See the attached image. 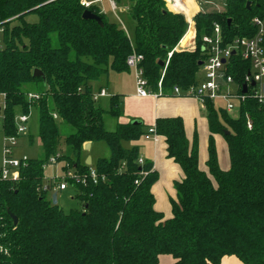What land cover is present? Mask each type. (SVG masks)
<instances>
[{"label": "trees", "instance_id": "obj_1", "mask_svg": "<svg viewBox=\"0 0 264 264\" xmlns=\"http://www.w3.org/2000/svg\"><path fill=\"white\" fill-rule=\"evenodd\" d=\"M82 1L0 0L2 132L16 136L17 116L35 109L43 153L41 159H27L16 181L0 180V264H158L163 255L173 264H221L224 257L264 264V102L256 87L245 82L251 76L249 61L236 53L224 65L243 98L235 105L236 116L205 103L207 173L198 168L197 136L189 145L182 119L155 121L152 128L164 139L167 159L183 173L173 185L168 220L154 210L151 188L157 172L150 163L138 164L136 147L122 146L139 141L149 129L132 121L106 131L103 117L121 116L120 96H110L107 111L93 100L94 83L109 73L128 72L125 62L132 53L142 57L149 91L157 92L159 82L163 97L174 87L185 91L200 77L202 38L212 37L214 25L223 48L253 38L252 20L264 18V0H225L221 11L194 12L188 32L184 15L170 12L164 0H129L132 38L108 21L97 4L85 8ZM85 11L99 17L102 26L84 20ZM30 17L36 20L29 22ZM193 23L194 49L175 51L186 32L180 47L192 39ZM34 71L42 78H34ZM59 125L73 130L63 139L69 154L57 158L65 162L63 173L73 174L65 181L79 208L68 213L48 197L60 183L45 185L44 178L45 166L58 154ZM214 135L226 143L228 171L219 169ZM85 144H103L109 156L87 166ZM9 215L17 219L15 226Z\"/></svg>", "mask_w": 264, "mask_h": 264}, {"label": "crops", "instance_id": "obj_2", "mask_svg": "<svg viewBox=\"0 0 264 264\" xmlns=\"http://www.w3.org/2000/svg\"><path fill=\"white\" fill-rule=\"evenodd\" d=\"M86 1L93 2L95 0ZM195 1L196 0H194V4L197 8ZM198 9L199 8H197V11ZM117 20H120V22L125 28V25L121 21V19L117 17ZM189 29L190 26L188 27L187 32ZM192 33V39L190 40L188 45L184 48L180 47V43L185 37V34L177 45V47L175 48V51L194 49V23L192 26ZM131 73L134 81V73L129 70L128 72L119 75L110 73L105 78V80H103L97 85H94L95 93L98 92L99 89H101L104 90L107 94V91L110 88L112 95L120 96L121 116L119 117V119L115 120V126L117 123L128 124L132 121H140L144 126L150 129L154 126V123L157 119L181 118L183 121L185 137L189 145L192 144L194 134H196L197 136L198 168L200 171L207 173L206 161L209 132L205 117V109L201 106L198 101L191 98H181L172 96L160 97L156 100L152 98H139L136 96L135 93V81L134 85H132L131 88L126 87L125 78ZM201 76L202 72H200L199 78H201ZM101 99L103 98L98 99V104ZM213 138L219 169L221 171H228L230 165L226 143L221 135H214ZM132 147H136L138 150L139 158H141L144 163L152 164L153 170L157 172L158 180L151 188V193L153 194L155 199L154 210L161 213L164 217V220L170 219L171 210L169 200L175 199V191L173 188L174 183L180 182L183 179V173L181 169L172 160L167 159L166 145L162 137H158L156 141L146 140L143 137L139 141L132 142L130 148ZM96 150L97 147L92 148L90 145V149L88 151L90 152V154L87 155V157H90L91 160L96 159L98 156H93ZM173 262L174 261L170 256L163 255L159 257L158 264H173ZM225 262L226 264H242L235 257H224L221 260V264H225Z\"/></svg>", "mask_w": 264, "mask_h": 264}, {"label": "built area", "instance_id": "obj_3", "mask_svg": "<svg viewBox=\"0 0 264 264\" xmlns=\"http://www.w3.org/2000/svg\"><path fill=\"white\" fill-rule=\"evenodd\" d=\"M166 7L170 10L168 2L166 0ZM107 3L112 13L115 14L117 7L114 0H95L93 2L82 1V5L88 8L92 4ZM170 12H174L170 10ZM183 14L188 27L189 22L184 12H174ZM121 27L124 29L123 24L118 20ZM252 24L257 29V33L253 38L250 39H236L233 43L226 48L221 47L222 38L221 32L218 25L213 27L212 37H203L202 44L203 50L205 51V59L201 65L202 77L192 86L185 91L180 90L178 87L172 89V97L191 98L198 101L203 108H205L206 101L213 103L222 102L227 113H231L236 109L234 104L242 100V96L237 94L233 82L230 77L225 75L224 65L228 58L233 54L239 53L243 60H247L251 64V76L245 78L246 84H255L254 87L257 89V98L260 102H264V18H254ZM142 57L132 53L126 59V67L134 73L135 81V93L139 98H152L158 99L163 97L161 90V82L157 85V92H151L147 89V83L143 78V71L140 67ZM224 61V63H222ZM32 97V96H30ZM35 96H33L34 98ZM107 97L104 90H100L93 96L94 101H98L100 98ZM56 119V117L54 116ZM29 115H19L15 119L16 125V136H7L5 140L8 146L4 148V159L3 165L0 172V180L2 181H16L19 177V169L27 163V159L23 157L21 160H14L11 157V150L17 146V139L24 136L28 132ZM246 127L248 130L251 129V123L247 119ZM146 140L156 141V136L153 128L148 130ZM58 155L50 158L49 164H55L57 162ZM138 164L142 165L143 160L138 159ZM91 179L94 183L95 175L94 172L90 173ZM65 178L73 179V174L67 172ZM58 185L52 186V191H64L67 189V183L65 181Z\"/></svg>", "mask_w": 264, "mask_h": 264}, {"label": "rangeland", "instance_id": "obj_4", "mask_svg": "<svg viewBox=\"0 0 264 264\" xmlns=\"http://www.w3.org/2000/svg\"><path fill=\"white\" fill-rule=\"evenodd\" d=\"M90 1V0H89ZM167 2H170L172 0H166ZM191 1V0H188ZM117 3V10L114 13L110 10V7L107 3H100L98 5L100 11L106 19L110 22L119 24L117 17L121 19V21L125 25V31L128 37L132 38V25L130 21H128V9L130 7L129 0H118ZM198 11L200 10L206 11V10H222L225 5V0H196L195 1ZM169 4V3H168ZM169 6V5H168ZM168 9V8H167ZM169 10V9H168ZM170 11V10H169ZM194 12V11H193ZM192 12V13H193ZM116 15V17H115ZM36 19L34 17H30L28 19L29 22H34ZM110 74V73H109ZM105 76L101 77V79L94 83V85H97L101 83L103 80H105ZM201 78H203L201 76ZM126 87L131 88L132 85H134L133 76L132 73L129 74V76H126ZM28 90L31 92L39 91L40 88H31L27 87ZM107 91V90H106ZM111 89L109 88L107 91V97L101 99L99 101V107L107 111L109 108V98L111 96ZM236 105V104H234ZM216 107H223V103L216 102ZM3 107V98L0 96V110ZM231 116H236V110L230 113ZM37 111L35 109L31 110L29 114V122H28V132L24 136H21L17 139V146L11 150V157L14 160H21L23 157L25 158H31V159H41L43 157L42 149L40 142L37 137ZM103 126L104 129L108 132H111L115 128V119L105 115L103 117ZM60 129V135L61 139L59 141L58 146V156H66L69 154L68 148L65 146L63 139L71 134L73 132L72 128L66 125H59ZM132 145V142H123L122 146L125 148H130ZM5 146H8L7 141L5 140V137L2 132V115H0V172L3 165V159H4V148ZM93 156L98 157H108L109 152L105 145L99 144L97 146L96 152H94ZM65 165V162L63 161H57L55 164H49L44 168V178H45V185L51 184L52 182H58L63 183L65 174L62 171V167ZM53 194H56L57 199V205L60 209H62L65 213H68L70 210L78 209L79 204L76 200H72L74 197V189L71 185L67 184V189L65 191H52L49 193L48 197L51 198ZM226 264V262H225Z\"/></svg>", "mask_w": 264, "mask_h": 264}, {"label": "water", "instance_id": "obj_5", "mask_svg": "<svg viewBox=\"0 0 264 264\" xmlns=\"http://www.w3.org/2000/svg\"><path fill=\"white\" fill-rule=\"evenodd\" d=\"M249 7H250V3H247V4H246V9H249ZM173 13H174V12H173ZM82 18H83L84 20H87V21H94V22H96L100 27L102 26L101 19H100L99 17H97V16L91 14L89 11H85V12L83 13V15H82ZM222 63H224V61H222ZM200 65H201V64H200ZM160 66L162 67V64H160ZM33 77H34V78H42V74H41L40 72H38V71H34V72H33ZM251 86L254 87L255 84L252 83ZM246 89H247V87L244 85V86L242 87V94H245V93H246ZM225 134H227V133H225ZM89 149H90V144H85V145H84V151H85V152H88ZM85 165H87V166H90V165H91V158H90V157H87V158H86V160H85ZM51 200H52V204H53V205H56V204H57L56 194H53V195H52ZM9 216H10L12 222H13V225L15 226V225L17 224V219H16L14 216H11V215H9Z\"/></svg>", "mask_w": 264, "mask_h": 264}, {"label": "bare ground", "instance_id": "obj_6", "mask_svg": "<svg viewBox=\"0 0 264 264\" xmlns=\"http://www.w3.org/2000/svg\"><path fill=\"white\" fill-rule=\"evenodd\" d=\"M168 3L170 10L174 12H184L187 16L189 25L191 24V16L194 12L197 11V8L194 4V0H172L171 3Z\"/></svg>", "mask_w": 264, "mask_h": 264}]
</instances>
